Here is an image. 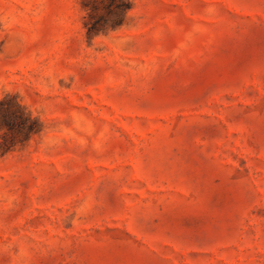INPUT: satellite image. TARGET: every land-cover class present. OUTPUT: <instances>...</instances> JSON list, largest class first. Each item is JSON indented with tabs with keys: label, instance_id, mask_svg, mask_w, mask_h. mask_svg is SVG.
<instances>
[{
	"label": "rangeland",
	"instance_id": "rangeland-1",
	"mask_svg": "<svg viewBox=\"0 0 264 264\" xmlns=\"http://www.w3.org/2000/svg\"><path fill=\"white\" fill-rule=\"evenodd\" d=\"M1 100L0 264H264V0H0Z\"/></svg>",
	"mask_w": 264,
	"mask_h": 264
},
{
	"label": "trees",
	"instance_id": "trees-1",
	"mask_svg": "<svg viewBox=\"0 0 264 264\" xmlns=\"http://www.w3.org/2000/svg\"><path fill=\"white\" fill-rule=\"evenodd\" d=\"M3 102V100L0 101V104ZM21 125L24 128V130L26 131V133L32 134L35 133L37 131L36 128V122L37 120L35 118H33L31 115H29L26 112H23L21 117Z\"/></svg>",
	"mask_w": 264,
	"mask_h": 264
}]
</instances>
